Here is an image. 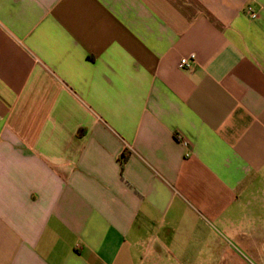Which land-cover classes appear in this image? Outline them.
I'll use <instances>...</instances> for the list:
<instances>
[{
	"label": "crops",
	"instance_id": "crops-1",
	"mask_svg": "<svg viewBox=\"0 0 264 264\" xmlns=\"http://www.w3.org/2000/svg\"><path fill=\"white\" fill-rule=\"evenodd\" d=\"M237 249L264 264V0H0V264Z\"/></svg>",
	"mask_w": 264,
	"mask_h": 264
},
{
	"label": "built area",
	"instance_id": "built-area-1",
	"mask_svg": "<svg viewBox=\"0 0 264 264\" xmlns=\"http://www.w3.org/2000/svg\"><path fill=\"white\" fill-rule=\"evenodd\" d=\"M247 9H250V8L248 7ZM194 60H195V54L193 53L183 56L178 61V64H177L178 68L186 69V70L190 69Z\"/></svg>",
	"mask_w": 264,
	"mask_h": 264
},
{
	"label": "rangeland",
	"instance_id": "rangeland-1",
	"mask_svg": "<svg viewBox=\"0 0 264 264\" xmlns=\"http://www.w3.org/2000/svg\"><path fill=\"white\" fill-rule=\"evenodd\" d=\"M236 251L239 252V260L237 261L238 264H261L254 258H251L248 253L243 251L240 252L238 249Z\"/></svg>",
	"mask_w": 264,
	"mask_h": 264
}]
</instances>
